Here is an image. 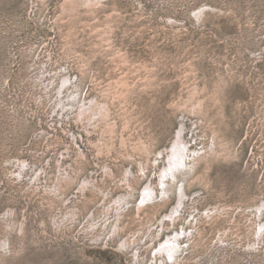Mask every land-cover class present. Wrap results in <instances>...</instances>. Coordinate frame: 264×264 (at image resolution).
Segmentation results:
<instances>
[{
  "label": "rangeland",
  "instance_id": "374dc122",
  "mask_svg": "<svg viewBox=\"0 0 264 264\" xmlns=\"http://www.w3.org/2000/svg\"><path fill=\"white\" fill-rule=\"evenodd\" d=\"M0 264H264V0H0Z\"/></svg>",
  "mask_w": 264,
  "mask_h": 264
},
{
  "label": "bare ground",
  "instance_id": "6f19581e",
  "mask_svg": "<svg viewBox=\"0 0 264 264\" xmlns=\"http://www.w3.org/2000/svg\"><path fill=\"white\" fill-rule=\"evenodd\" d=\"M172 151L174 152L173 159L175 160L176 158L179 157L178 155H176V154L178 153V148H177L176 143L173 145V147H172ZM146 190H147V189H146ZM175 208H177V206H176Z\"/></svg>",
  "mask_w": 264,
  "mask_h": 264
}]
</instances>
